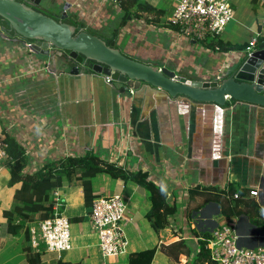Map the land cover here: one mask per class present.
I'll return each instance as SVG.
<instances>
[{
  "label": "crops",
  "instance_id": "obj_1",
  "mask_svg": "<svg viewBox=\"0 0 264 264\" xmlns=\"http://www.w3.org/2000/svg\"><path fill=\"white\" fill-rule=\"evenodd\" d=\"M140 1L154 10L137 13L129 7L125 20L119 3L102 0H41L38 7L59 16L65 9L67 15L75 13L83 28L107 43L115 41L128 53L124 54L169 66L190 80L221 77L252 38V50L264 40V0H231L232 21L218 38L206 41L182 36L168 24L178 0ZM140 14L150 25L134 24L133 17ZM79 68L77 74L63 70L57 58L37 63L20 42L0 36L3 137L23 145L29 169L52 158L91 152L125 170L146 171L148 179L166 191L174 212L156 232L145 217L151 206L149 192L137 182L95 173L89 178L88 199L79 179L64 180L46 204L69 219L70 249L49 251L41 241H31L30 229L39 226L38 213L20 229L12 225L21 224L17 215L10 221L21 183L9 185L5 162L0 169V264H128L131 253L149 248H155L150 264H191L194 256L196 264H210L196 257L197 242L218 226L214 218L221 206L231 207L226 199L233 198L232 193L245 191L243 197L256 203L264 217V106L232 99L217 105L172 98L147 85L133 89L120 82L108 84L105 75ZM55 189L59 207L52 197ZM249 189L257 195H249ZM115 193L126 204L122 226L127 245L123 252L103 257L89 212L94 198ZM226 219L234 225L239 247H264V231L242 217ZM180 241L186 246L177 256L170 254L169 247Z\"/></svg>",
  "mask_w": 264,
  "mask_h": 264
},
{
  "label": "water",
  "instance_id": "obj_2",
  "mask_svg": "<svg viewBox=\"0 0 264 264\" xmlns=\"http://www.w3.org/2000/svg\"><path fill=\"white\" fill-rule=\"evenodd\" d=\"M40 3L41 0H0V36L20 42L37 63L57 58L60 68L72 74L82 67L133 89L147 85L172 98L185 96L217 105L232 99L264 106V40L250 54H242L220 78L190 80L169 66L158 67L124 54L115 41L107 43L84 28L77 30L65 20L66 9L58 18L36 10L34 7ZM27 43L30 45L26 47Z\"/></svg>",
  "mask_w": 264,
  "mask_h": 264
},
{
  "label": "trees",
  "instance_id": "obj_3",
  "mask_svg": "<svg viewBox=\"0 0 264 264\" xmlns=\"http://www.w3.org/2000/svg\"><path fill=\"white\" fill-rule=\"evenodd\" d=\"M129 7H135L137 13L154 10L152 6L140 0H125L120 4V8L124 10V20L127 18V15H129ZM34 8L54 18L59 17V15L53 14L51 11L49 12L42 7ZM65 20L75 25L77 30L83 28V26L77 22L75 13L68 14ZM86 30L93 33L91 30ZM236 46L239 49L244 47L243 45ZM236 46L229 45L228 48L231 49ZM4 141L6 143V153L9 159L7 164L10 173L9 185L21 183L20 189L18 191L16 190L14 193L15 205L11 212H9L10 221L14 214L22 221L21 224H12L15 226V229H20L24 223L33 221L35 213L39 214V221L48 215L52 216L54 213L52 205L46 204V202H48L51 197V191L64 180L71 181L73 179H79L86 190V198H91L89 193V178L98 172L106 173L113 178H121L123 180L131 179L149 192L151 206L146 212L145 217L154 231L158 232V230L164 228L168 223L167 215L174 212V208L168 203L166 191L150 181L146 171L132 172L130 170H125L113 162L100 159L97 154L91 152H86L82 155L61 156L56 159L52 158L51 160L44 161L36 168L29 169L30 158L29 155L26 154L23 145L11 136L4 135ZM245 194V191L240 192V198L236 199L237 201L233 207L221 206V214L226 218H231L232 215H241L244 211L237 207L243 203L241 197L244 198L243 196ZM251 204L252 208L245 211L250 213L248 217L249 221L264 229V217L259 215L257 204L254 202H251ZM26 236H28L27 233ZM208 236L209 234H203L202 238L198 239L197 243L200 250L196 257L199 259V257L203 256L211 261L208 251L204 248L205 240ZM184 246H186L184 241L176 242L169 247V253L177 256ZM154 251L155 248H149L131 253L128 257V264H150ZM192 260L191 264H196L195 256Z\"/></svg>",
  "mask_w": 264,
  "mask_h": 264
},
{
  "label": "built area",
  "instance_id": "obj_4",
  "mask_svg": "<svg viewBox=\"0 0 264 264\" xmlns=\"http://www.w3.org/2000/svg\"><path fill=\"white\" fill-rule=\"evenodd\" d=\"M121 4L124 0H102ZM234 9L231 0H178L168 18V24L174 26L180 35L206 41L218 38L232 21ZM256 38H252L244 49L250 54ZM30 43L26 44V47ZM106 83H111L105 76ZM6 143L0 132V169L8 163ZM257 190H249V195L256 196ZM52 197L60 206V196L55 189ZM233 199H239L240 193L234 192ZM93 230L98 236V247L103 257L114 256L124 251L127 239L122 222L126 219V204L120 194L99 195L92 200L89 212ZM70 222L60 211L55 210L52 216L39 221L38 230L30 229L31 241H39L46 249L61 252L70 249ZM204 248L215 264H264V247L249 249L238 246L234 225L227 221L217 226L206 238Z\"/></svg>",
  "mask_w": 264,
  "mask_h": 264
},
{
  "label": "rangeland",
  "instance_id": "obj_5",
  "mask_svg": "<svg viewBox=\"0 0 264 264\" xmlns=\"http://www.w3.org/2000/svg\"><path fill=\"white\" fill-rule=\"evenodd\" d=\"M125 1V0H124ZM123 1V2H124ZM143 2H145V3H147L146 1H143ZM44 9H46L47 11H49L50 12V10H48L47 8H44ZM122 14H123V12H122ZM138 16H134L133 18H135V20L137 21L136 23L134 22V24H137V25H141V24H146V26L147 25H150V24H148L147 23V21H146V19L144 18V16L143 15H141L140 14V16L137 18ZM132 18V19H133ZM132 21V20H131ZM172 28V27H171ZM173 29V28H172ZM124 38V37H123ZM129 44H130V41H129ZM118 47H121V46H119L118 45ZM121 49V51L122 52H124V53H126V54H128L127 52H126V50L125 49H123V48H120ZM137 51H138V49H136ZM140 51H144V52H146V53H148V54H151L152 53V51L149 49V50H144V49H140ZM89 71H91V70H89ZM92 72V71H91ZM241 200L243 201V203L242 204H240V205H238V207L237 208H239V209H242L244 212L241 214L242 216H245L246 218H247V220H245L244 218V222H248L249 223V225L251 224L252 226H254L255 227V229L256 230H262V231H264V229L263 228H261V227H258V226H256V225H254V224H252L250 221H249V219H248V217H249V215H250V213L249 212H245V211H247V210H249V209H251L252 208V204H251V202H252V200L251 199H249V198H241ZM236 201L237 200H234V199H232V198H227L226 199V204H231V207H233L234 205H235V203H236ZM219 204V203H218ZM220 205V204H219ZM231 217H233V219L234 220H237L238 218H239V216H237V215H232ZM241 218V217H240ZM214 220H215V222H216V224L218 225V226H220V225H222V224H224V223H226L228 220L226 219V217L225 216H223L222 214H221V212L220 213H218L216 216H215V218H214ZM250 228V227H249ZM37 230H38V228H37ZM249 231V230H248ZM251 233H255V232H251ZM251 236H255V235H251ZM256 240H257V242H258V240H259V237L257 238V236H256ZM242 241H244L243 239H242ZM241 241V242H242ZM258 244V243H257ZM210 264H215L214 262H212V261H210Z\"/></svg>",
  "mask_w": 264,
  "mask_h": 264
},
{
  "label": "clouds",
  "instance_id": "obj_6",
  "mask_svg": "<svg viewBox=\"0 0 264 264\" xmlns=\"http://www.w3.org/2000/svg\"><path fill=\"white\" fill-rule=\"evenodd\" d=\"M245 55H248V54H245ZM106 76V75H105ZM220 78V77H219ZM216 79H218V78H216ZM216 79H214V80H216ZM111 82H112V80H111ZM248 193H249V191H248ZM233 199V198H232ZM234 200H236V199H234Z\"/></svg>",
  "mask_w": 264,
  "mask_h": 264
},
{
  "label": "flooded vegetation",
  "instance_id": "obj_7",
  "mask_svg": "<svg viewBox=\"0 0 264 264\" xmlns=\"http://www.w3.org/2000/svg\"><path fill=\"white\" fill-rule=\"evenodd\" d=\"M36 7H38V6H36Z\"/></svg>",
  "mask_w": 264,
  "mask_h": 264
}]
</instances>
